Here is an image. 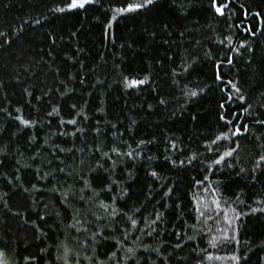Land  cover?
<instances>
[{"label": "trees", "instance_id": "16d2710c", "mask_svg": "<svg viewBox=\"0 0 264 264\" xmlns=\"http://www.w3.org/2000/svg\"><path fill=\"white\" fill-rule=\"evenodd\" d=\"M247 2L252 3L254 9L264 6V0ZM169 3L170 0H159L158 7L134 18L119 20L113 27L115 42L112 43L102 35L105 19L99 9L87 13H58L51 9L62 6L61 0H0V31L6 33V37H0V43L4 39L12 41L0 48V107L7 109L0 111V160H3L0 165V250L6 252L8 263L65 264L67 260V264H75L79 260V264H89L84 257L92 256V249L81 247V243L92 235L83 228L90 227L84 223L85 219L91 221L93 217L91 213L81 215L79 224L74 217L77 212H87L89 207L97 215L107 216L88 199L79 200L80 195L93 196L80 176L91 180L95 173L90 169L101 162L109 170L114 168L112 178L119 181V187L113 185L114 194L119 196L120 188L128 193L124 200L118 199L114 207L129 216L135 215L140 229L129 230L122 248L112 246L115 239H123L117 232L106 248L98 249L99 259L106 264H134L132 260L120 259L127 248L135 250L138 264H146L145 257H150L147 264H235L229 259L232 255L241 257L240 264H264V212L252 211L264 208V175L251 172L260 152L257 145L264 144V127L252 126L247 137L239 138L238 163L233 168L214 166L218 169L215 174L206 173L204 165L212 163L215 153L205 151L204 145L210 144V139L218 132L216 104L219 97L207 88L193 98L184 92H199L210 82L211 69L201 62L193 65L195 71L191 75L185 73L175 78L172 75L173 68L181 72L187 66L184 60L191 63L199 57L203 61L205 51L223 55L228 50L226 37L233 30L203 11L197 0H176V8L169 7ZM181 3L183 8H179ZM37 20L39 24L35 23ZM164 24L171 25L168 32L163 31ZM21 27L24 31L17 35ZM153 31L156 32L154 39L149 35ZM181 31L184 36L179 35ZM52 39L56 40L55 45ZM165 40L169 44H164ZM221 40L225 45L219 43ZM128 43L132 44L131 48ZM237 43L238 37L234 35L233 45ZM121 44L125 45L123 49L119 47ZM253 47L254 51L245 52L243 57L235 52L231 55L236 60L233 71L237 72L246 95H250L255 114L264 111L260 106L264 103V95H261L264 93L261 78L264 38ZM122 75L148 76L149 82L140 89H125L120 82ZM69 76L76 79L68 80ZM174 79L183 86L184 92ZM65 80L68 81L66 88L73 91L60 98L55 89ZM49 97L50 103H45ZM73 103L77 104V110H70ZM53 106L60 108V117L47 115ZM17 108L22 111L16 112ZM76 111L82 115H77ZM17 115L33 120L36 127L24 128L13 120ZM193 116L195 120L191 119ZM60 118H75L78 123L60 126ZM241 119L251 125V117ZM97 128L101 131L97 132ZM74 131L76 136L71 135ZM60 132L69 135L61 136ZM142 140L145 143L139 144ZM122 141L131 147H126ZM118 144V151L136 149L142 155L133 159L117 157L109 149ZM172 144L176 145L175 150ZM57 146L65 151L57 152ZM96 148L108 152L112 159L103 160ZM193 154L198 155L197 160L180 166V160ZM166 156L176 161V167ZM240 167L245 168V172L238 176L236 172ZM58 168L64 171L59 172ZM153 170L159 173V179L150 175ZM41 173L47 174L48 179L38 178ZM205 174L213 184L223 181L218 195L240 216L228 232L235 236V241H221L216 247L210 246L209 240L213 236L219 240V229L225 225L209 221L213 231L203 235L196 231L201 225L195 223L188 211L191 193L202 192L193 188L194 179L201 180ZM5 175L7 179L3 178ZM97 184L93 181L92 187L99 191ZM167 187L174 188L173 196L161 199ZM69 191L76 192L77 198L71 203L66 200L61 203L63 193ZM211 199L207 196V203ZM100 200L111 203L103 194L96 203ZM174 201L180 208H175ZM137 208L139 212H135ZM154 211L163 213L164 219L148 236V224L155 218ZM37 212L45 217L44 221L37 219ZM178 217L186 223L182 224ZM111 219L107 217L98 222L96 230L107 232L105 225L110 227ZM194 223L195 229L187 227ZM73 224L80 231L73 229ZM207 231L205 228L204 232ZM174 233H180L179 237ZM177 243L182 247H174ZM146 247L159 249V254L145 252ZM105 251L109 254L115 251L117 258L107 260L103 255ZM209 255L213 259H207Z\"/></svg>", "mask_w": 264, "mask_h": 264}, {"label": "snow or ice", "instance_id": "6c2138e0", "mask_svg": "<svg viewBox=\"0 0 264 264\" xmlns=\"http://www.w3.org/2000/svg\"><path fill=\"white\" fill-rule=\"evenodd\" d=\"M197 2L202 5L203 11L208 13L214 20L219 18L220 23L225 24L228 29L233 30L226 37V45L224 40L219 41L220 44L225 45L228 49L227 52H224L223 55H220L219 53L214 55L211 51H205L203 55V61H200L199 57L193 59L191 63H189L187 60H184V63L187 64V66L184 67L181 72H177L175 68L172 69V75L174 78L185 73L191 75L192 72L195 71L193 65L199 64L201 62L206 64L211 69L210 82H206L205 86L201 87L199 92L191 90H189L188 92H184V88L180 85L178 80L174 79V83H176L177 86L181 88V91L184 92V94L189 98L197 97L205 91V88L211 91H215L218 94L219 98L216 104L218 132L214 138L210 139V144L204 145L205 151L215 153V155L211 157L212 163L204 165V171L206 173L215 174L218 169L214 166L225 165L226 168L230 169L233 168L236 163H238V161L236 160V156H238L240 149L239 138L247 137L251 131L252 126L259 125L261 127H264V111L253 114L252 104L250 103V95H246L245 91L241 87L240 81L237 78V72L233 71V68H235L236 65V60L233 55H231L232 52H235L237 56L243 57L245 52L252 53L254 51L253 45H255L257 41L264 38V6H259L254 9L252 3H248L247 0L246 2H240V0H197ZM61 5L62 6L51 9V11L58 13H87L91 9L101 10L104 14L105 19V23L103 25L104 31L102 35L110 42L114 43L115 34L113 32V27L115 23H117L121 19L134 18L136 16L144 14L151 8L158 7L159 0H61ZM169 7L176 8V0H170ZM183 7L184 4L181 3L179 5V8ZM25 23H27V21H25ZM35 23L39 24L40 21L37 20ZM162 27L163 31L168 32L171 25L164 24ZM23 31L24 29L21 27L18 30L17 35H19V33ZM145 31L147 32V29H145ZM72 35L75 36L76 33H73ZM149 35L154 39L156 36V32L153 31L149 33ZM179 35L184 36V32L181 31ZM234 35L238 37L237 45H233ZM0 37H6V33L0 31ZM11 42L12 41L9 39H4V41L0 43V48H3L5 44H10ZM163 43L169 44V41L165 40L163 41ZM194 43L198 44L199 41H194ZM52 44H56L55 39H52ZM127 46L131 48L132 44L128 43ZM119 47L123 49L125 45L121 44L119 45ZM78 51H82V49H78ZM49 55H51V52H49ZM121 60H123V57H121ZM168 60L175 63L172 57H168ZM261 78L264 79V70H262ZM75 79V76L68 77V80ZM67 82V80L60 81V87L55 89L60 93V98L69 95V93L73 91L72 89L66 88ZM120 82L125 89H140L141 86L146 85L149 82V77H140L139 75H122ZM80 83L83 84L84 81L80 80ZM61 89H64V91H61ZM29 95H32V93H29ZM261 95H264V93H261ZM40 99H43V96ZM50 101L51 97H49L48 101H45V103H50ZM85 103L87 102L85 101ZM160 103L163 104L164 101H160ZM260 106L261 108H264V103H261ZM69 107L70 110L73 111L77 110L78 108L77 104L75 103L71 104ZM0 111H7V109L4 107H0ZM21 111V108L16 109V112L18 113ZM76 114L82 115V113L78 111H76ZM47 115L60 117V108L53 106L52 111L48 112ZM242 116L251 117V125L242 120ZM85 119L87 118L85 117ZM191 119L195 120L196 117L193 116L191 117ZM13 120L18 121L19 124L23 125L24 128L36 127V123L33 120L26 119L20 115L13 117ZM77 123L78 122L75 118H70L67 120H64L63 118L59 119L60 126H75L77 125ZM112 127L115 128V125H113ZM76 131H80V129H77ZM76 131L72 132L71 135L76 136ZM96 131L100 132L101 130L97 128ZM59 135L67 136L69 135V133L60 132ZM222 142H228V144L225 146ZM121 143H123L126 147H131L130 145H127L126 141H122ZM144 143L145 141L143 140L139 142V144ZM212 145H215L216 147L213 148L211 147ZM257 147L260 149V152L258 153V159L254 160V166L251 168V172L253 174L259 172L261 175H264V144H258ZM118 148L119 144L117 145V147L110 148L109 151L111 153H114L117 157L123 155L127 156L129 159H133L142 155V152L136 149L127 152H121L118 151ZM171 148L175 150L176 145L172 144ZM56 150L57 152L65 151V149L60 148L59 146L56 147ZM67 151L71 152L72 149H68ZM95 151L100 152L101 158L105 161L112 159L111 156H109L108 152H103L100 148H96ZM148 159H151V157H149ZM165 159L169 160V157L166 156ZM197 159L198 155L193 154L186 157V160H180L179 164L180 166H184L185 163L191 165V163ZM169 162L173 167H176V161L169 160ZM115 163L116 162L113 161V165H115ZM2 164L3 160H0V165ZM37 171L39 172V170ZM57 171L63 172L64 169L58 168ZM90 171L95 173V175L92 176V179L85 180L83 176H80V181L83 182L85 187L93 193V196L86 198L85 196L80 195L79 200L84 201L88 199L91 204L96 207L97 210H102V212L107 214V216L97 215L96 212H93L91 207H89L87 212H77V215L74 217V219L76 220V223L79 224L81 223V215L87 216L88 213H91L93 220L89 221L85 219L84 221V223L89 224L90 227L83 228V231H91L92 235L87 238L86 242L81 243V247H90L92 249L93 255L86 256L84 257V259L88 260L89 264H106L104 260L99 259L101 253L98 251V249L106 248L108 246L107 242L109 241V239L111 237H116L117 232L120 233L123 239H115L112 246L117 247L118 249L122 248L123 240L127 239L126 234L129 232V230L136 229L137 231H139L140 229L138 220L135 218V215L129 216L126 212L118 211L117 208L114 207V205L117 204L118 199L124 200V197L128 195L127 191L123 188H120L119 196L114 194L113 185L119 187V181L112 178V171H114V168L112 170H109L105 168L104 163L97 162L96 167L90 169ZM244 172L245 168L240 167L236 172V175L239 176ZM105 173H108V175L105 176ZM150 175L153 178L159 179V173L155 170L151 171ZM3 178L7 179V176L5 175ZM38 178L46 180L48 179V175L41 173ZM17 179H19V177H17ZM93 181L98 182L97 187L99 188V191H97L96 188L92 187ZM8 183L11 184V180H9ZM222 184V180L215 181L213 184L207 174H205L203 176V179L201 180L197 181L194 179L193 188L202 190V192L193 191L191 193V207L188 208V211L192 215L195 223L201 225V228L196 229V231L203 235H208L213 231L212 227L208 223L209 221H211L213 224L219 221L220 223L225 225L224 228L219 229L221 233L219 240H217L215 236L211 237V239L209 240V244L212 247H216L217 244L221 241L224 243L235 241V236L229 235L228 232L229 229H232L233 227V221L240 219V216L235 213V209L232 208L227 201H222L220 199L218 193L220 192ZM33 187L35 188L36 186L33 185ZM161 187H165V185H161ZM36 190L38 192H42V189L37 188ZM25 191L28 190L25 189ZM81 191H83V189ZM173 192V187H167L166 191L163 192L161 199L172 197ZM202 193L212 197L210 203H207V196L203 195ZM101 194H103L104 199L110 198L111 203H105L104 200H100V202L97 204L96 200L101 197ZM5 195H7V193ZM76 198L77 193L74 191H69L63 193V200H61L60 202L63 203L66 200L71 203ZM151 198V196L148 197L149 200H151ZM237 200H239L238 196ZM165 203H167V201H165ZM124 204H127L126 200L124 201ZM222 204L224 205L223 207ZM167 206L173 207V205ZM174 206L175 208H180V204L175 203V201ZM5 207H7L6 201ZM83 207L84 206L82 205L81 209H83ZM185 207L187 208V206ZM226 208L227 210H225ZM73 211L76 210L73 209ZM139 211L140 209H135V212ZM252 211L264 212V208H256L252 209ZM229 213H232V215H229ZM15 214L19 215L20 213ZM36 216L40 221L45 220V217L43 215H40L39 212L36 213ZM154 216L155 218L152 219L148 224V228L150 229V231L146 233V235L148 236H151L152 233L156 231V228L154 226H156L158 222H161L164 219L163 213L160 212L154 211ZM107 217L112 218L110 221L111 226L109 227V225H105V228H107V232L103 230L97 231L96 229L99 227L98 222L105 220ZM117 217H119V219H116ZM178 218L181 219L182 224L186 223L182 217ZM143 222L147 223L146 220H144ZM195 223L187 225V227L189 229H195ZM34 226L38 227V225ZM71 227L73 229H76V224H73ZM205 228L208 229L207 232H204ZM76 230L80 231V229ZM44 234L47 235V233ZM174 234L178 237L180 235V233ZM189 239H192V237H189ZM174 247L180 248L182 247V245L177 243ZM144 251H155L157 252V254H159V249H149L146 247ZM103 255L107 257V260L109 261L117 258L115 251L111 252L110 254L105 251ZM120 259H123L125 261L132 260L134 264H138L136 252L133 248H127L125 256L121 257ZM144 259L147 264V260L150 259V257H145ZM207 259L211 260L213 259V257L209 255ZM216 259L222 258L216 257ZM229 259L235 261V264H240L241 257H239L238 255H232L229 257ZM0 264H8L7 254L3 250H0ZM65 264H67V260ZM75 264H79V260H76Z\"/></svg>", "mask_w": 264, "mask_h": 264}, {"label": "rangeland", "instance_id": "374dc122", "mask_svg": "<svg viewBox=\"0 0 264 264\" xmlns=\"http://www.w3.org/2000/svg\"><path fill=\"white\" fill-rule=\"evenodd\" d=\"M8 264H10V263H8Z\"/></svg>", "mask_w": 264, "mask_h": 264}]
</instances>
